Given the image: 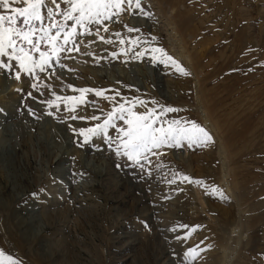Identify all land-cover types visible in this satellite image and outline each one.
Segmentation results:
<instances>
[{
  "label": "rangeland",
  "instance_id": "1",
  "mask_svg": "<svg viewBox=\"0 0 264 264\" xmlns=\"http://www.w3.org/2000/svg\"><path fill=\"white\" fill-rule=\"evenodd\" d=\"M141 7L147 17L130 8L105 21L99 36L90 25L92 34L77 38L80 51L61 59L66 67L53 61L39 81L24 73L17 81L15 61L0 57L13 65L0 69V251L20 264H189L185 254L199 246L191 264H264V0H141ZM152 48L188 74L153 61ZM33 83L60 96H78L72 85L115 99L88 93L76 115L100 120H71ZM122 98L176 108L161 121L196 122L214 143L165 145L140 166L102 135L84 144L73 129L102 123ZM115 124L110 141L126 127ZM177 172L204 184L181 182Z\"/></svg>",
  "mask_w": 264,
  "mask_h": 264
},
{
  "label": "snow or ice",
  "instance_id": "2",
  "mask_svg": "<svg viewBox=\"0 0 264 264\" xmlns=\"http://www.w3.org/2000/svg\"><path fill=\"white\" fill-rule=\"evenodd\" d=\"M16 4L21 6H14ZM130 8L139 9L145 17L149 15L141 7V0H0V57H5L8 61H15V66L18 68V71L15 72L17 81L21 79V73L29 75L34 81H39L40 77L37 72L43 73L47 68H51L53 61L62 68L66 67L60 64L61 59H72L73 57L69 54L80 51L77 38L81 35H91L90 25L98 26L96 34L99 36L100 29L108 31L104 24L105 21ZM57 17L61 19H57ZM69 21H73V23L70 25ZM127 31L138 32L139 29L129 27ZM115 35L120 37V33H115ZM99 39L111 43V41H106L103 36H100ZM119 42L125 43L123 38H120ZM131 43L137 44L138 41ZM42 46L44 50H42ZM127 51H131V49H127ZM150 51L153 61L162 59L165 62H170L180 73L188 74L164 49L152 48ZM36 53H38V57L34 55ZM86 54L91 55V53ZM112 55L115 57L116 53ZM144 55V51L137 53V56ZM12 67L13 65L7 62H0V69L8 71ZM68 70L72 71V69ZM50 75L56 74L53 72ZM38 86L48 88L54 97V99L46 101L48 107H55L59 111L60 105L63 104V110L70 114L68 118L71 120H100V117L96 115L90 117L76 115L78 108L86 105L88 93H94L97 97L104 99H115V97L105 96L103 89L75 88L68 85L67 87L72 92L79 93V95L60 96L52 91L50 85L43 83L39 85L33 83V90H37ZM17 91H22V89H17ZM31 95L28 93V96ZM115 95L119 96L120 94L116 92ZM122 99L124 102L114 106L106 114L102 123H97L94 127L80 128L78 131L73 129L74 133L83 137L84 144H87L93 137L102 135L105 142L116 144L117 156H123L132 165L140 166L141 161L146 160L154 149L165 145L179 146L182 142H187L189 147L192 145L207 147L214 143L211 134L196 122H182L179 119L161 121L160 118L167 113L177 112L176 108L161 105L157 111L155 106L148 107L145 101L139 98L132 101H128L126 98ZM153 104L155 105V102ZM139 108L145 110L140 112ZM47 114L51 115L52 113ZM116 120H122L126 127L117 128L119 138L110 141L108 129L116 128ZM157 124L161 126L157 127ZM164 124L167 126L165 127ZM189 124L190 126H187ZM173 175L179 177L181 182L187 181L197 186L204 184L202 180L193 179L178 172ZM174 182L175 180L169 181V183ZM211 192L218 194L221 199H226L224 193L217 187L212 186ZM198 227L191 229L183 239H189L192 232L196 231ZM198 247L189 249L185 254L189 258V264L197 258ZM0 264H20V262L13 259L11 255L0 251Z\"/></svg>",
  "mask_w": 264,
  "mask_h": 264
},
{
  "label": "bare ground",
  "instance_id": "3",
  "mask_svg": "<svg viewBox=\"0 0 264 264\" xmlns=\"http://www.w3.org/2000/svg\"><path fill=\"white\" fill-rule=\"evenodd\" d=\"M209 128H210V127H209ZM212 128H213L214 131H216V130H215V127L212 126ZM216 140H217L218 142L221 140V139L219 138V134L217 135V139H216ZM222 140H223V139H222ZM223 142H224V141H223ZM227 142H228V141H227ZM227 142H226V143H227ZM226 143H224V144H226ZM228 146H229V145H228ZM224 147H226V145L224 146V145H222V144H219V153H220V154H222L221 150H223V153H224V151H225V150H224V149H225ZM229 147H230V146H229ZM226 150H227V147H226ZM223 166H225V165L223 164ZM230 171H231V170H230ZM223 173H224V174H223V180H224V183L226 184V185H225V188L229 190V187H228V186H229V181H228V182H226V181H227L228 176H230V175H229L228 171L226 172V170L224 169V167H223ZM230 173H231V172H230ZM228 179H229V178H228ZM229 191H230V190H229ZM36 230H37V229H36Z\"/></svg>",
  "mask_w": 264,
  "mask_h": 264
}]
</instances>
